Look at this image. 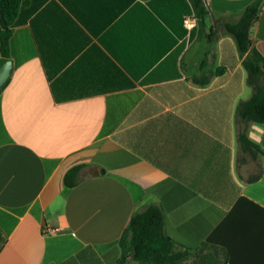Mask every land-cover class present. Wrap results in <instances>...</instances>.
Returning a JSON list of instances; mask_svg holds the SVG:
<instances>
[{
    "label": "crops",
    "instance_id": "0c3cea01",
    "mask_svg": "<svg viewBox=\"0 0 264 264\" xmlns=\"http://www.w3.org/2000/svg\"><path fill=\"white\" fill-rule=\"evenodd\" d=\"M252 1L207 0L218 17L206 30ZM183 7L22 0L0 92V264H117L123 231L150 204L176 242L205 244L184 264H264V124L237 116L252 94L244 57L221 27L211 42L196 27L174 45ZM251 38L264 44V1Z\"/></svg>",
    "mask_w": 264,
    "mask_h": 264
},
{
    "label": "trees",
    "instance_id": "16d2710c",
    "mask_svg": "<svg viewBox=\"0 0 264 264\" xmlns=\"http://www.w3.org/2000/svg\"><path fill=\"white\" fill-rule=\"evenodd\" d=\"M263 1L253 0L240 13L238 21L216 23L207 31V20L215 17V13L206 5L205 0H183L184 7L180 10L182 29L180 32L176 30L174 37L175 45L178 43V35L184 36L187 33L184 26L185 17L195 14L196 27L206 34L208 42H211L216 35L215 27H221L234 38L240 56L244 57L242 64L247 72V83L252 87L250 98L241 101L237 106V116L245 124L250 122L264 124V44L253 47L251 38V28L259 18ZM21 4L22 0H0V56L2 57H11V36L14 29L24 21L20 12ZM184 48L185 42L182 41L175 47L172 55L177 58ZM207 64L205 54L200 68L204 70ZM222 69L218 68L215 73H220ZM207 79L206 77L205 80L199 82ZM56 98L58 100L67 99L59 95ZM238 139L241 150L252 158L256 159L262 152L259 145L249 138L246 129L239 132ZM242 161L244 159L239 157V162L242 163ZM86 166V164H80L72 167L64 177V185L69 188L76 186L83 178L81 174ZM258 178L259 176H256L250 181ZM119 246L121 256L117 264H184L191 256L199 254L205 244L199 249H194L176 242L166 232L162 206L150 204L144 210L133 213L119 239Z\"/></svg>",
    "mask_w": 264,
    "mask_h": 264
},
{
    "label": "water",
    "instance_id": "95a60500",
    "mask_svg": "<svg viewBox=\"0 0 264 264\" xmlns=\"http://www.w3.org/2000/svg\"><path fill=\"white\" fill-rule=\"evenodd\" d=\"M207 3V0H205ZM15 69L13 58L0 56V92L11 79Z\"/></svg>",
    "mask_w": 264,
    "mask_h": 264
},
{
    "label": "built area",
    "instance_id": "2783aa9c",
    "mask_svg": "<svg viewBox=\"0 0 264 264\" xmlns=\"http://www.w3.org/2000/svg\"><path fill=\"white\" fill-rule=\"evenodd\" d=\"M184 26L189 32L197 26V17L195 16V14H191L185 17Z\"/></svg>",
    "mask_w": 264,
    "mask_h": 264
},
{
    "label": "rangeland",
    "instance_id": "374dc122",
    "mask_svg": "<svg viewBox=\"0 0 264 264\" xmlns=\"http://www.w3.org/2000/svg\"><path fill=\"white\" fill-rule=\"evenodd\" d=\"M215 17H218L216 13H215Z\"/></svg>",
    "mask_w": 264,
    "mask_h": 264
}]
</instances>
